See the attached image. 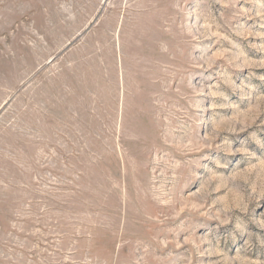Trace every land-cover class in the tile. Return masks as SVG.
<instances>
[{
	"label": "rangeland",
	"instance_id": "rangeland-1",
	"mask_svg": "<svg viewBox=\"0 0 264 264\" xmlns=\"http://www.w3.org/2000/svg\"><path fill=\"white\" fill-rule=\"evenodd\" d=\"M0 264H264V0H0Z\"/></svg>",
	"mask_w": 264,
	"mask_h": 264
}]
</instances>
